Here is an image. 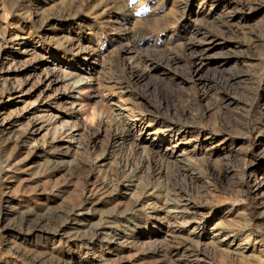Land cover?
Returning <instances> with one entry per match:
<instances>
[{
  "label": "rangeland",
  "instance_id": "1",
  "mask_svg": "<svg viewBox=\"0 0 264 264\" xmlns=\"http://www.w3.org/2000/svg\"><path fill=\"white\" fill-rule=\"evenodd\" d=\"M0 264H264V0H0Z\"/></svg>",
  "mask_w": 264,
  "mask_h": 264
},
{
  "label": "bare ground",
  "instance_id": "2",
  "mask_svg": "<svg viewBox=\"0 0 264 264\" xmlns=\"http://www.w3.org/2000/svg\"><path fill=\"white\" fill-rule=\"evenodd\" d=\"M79 81H80V80H79ZM81 82H82V81H81ZM81 82H79V83L75 82L76 84L74 83V87H76V89H79V90H80V86H81L80 83H81ZM83 82H84V81H83Z\"/></svg>",
  "mask_w": 264,
  "mask_h": 264
}]
</instances>
